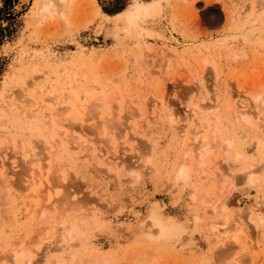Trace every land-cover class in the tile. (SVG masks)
<instances>
[{
  "label": "rangeland",
  "instance_id": "rangeland-1",
  "mask_svg": "<svg viewBox=\"0 0 264 264\" xmlns=\"http://www.w3.org/2000/svg\"><path fill=\"white\" fill-rule=\"evenodd\" d=\"M63 5L39 16L37 0H0V264H257L231 238L220 243L212 223L241 220L239 243L264 246V0ZM235 106L256 111L250 124ZM209 120L243 155L207 157L226 184L207 185L215 171L196 162L192 130L201 125L211 144ZM184 155L189 178L173 184ZM58 202L79 217L72 259L57 244L36 246L38 209L72 213Z\"/></svg>",
  "mask_w": 264,
  "mask_h": 264
},
{
  "label": "bare ground",
  "instance_id": "bare-ground-1",
  "mask_svg": "<svg viewBox=\"0 0 264 264\" xmlns=\"http://www.w3.org/2000/svg\"><path fill=\"white\" fill-rule=\"evenodd\" d=\"M38 1V8L39 9H37V10H39V13H37V14H40L39 16H41V15H44V14H46V13H48V12H50V11H53V9H52V6H51V4L54 2L55 3V5H63V3H64V0H37ZM156 1V0H155ZM160 4V3H159ZM64 6V5H63ZM153 6V5H152ZM55 10V9H54ZM54 13H55V11H53ZM137 13H136V11H135V9H130L129 11H128V18H134V16L136 15ZM127 19V18H126ZM128 22V21H127ZM132 23V22H131ZM257 27V26H256ZM256 27H250V29L249 28H247V29H249V31H247V33H252L253 31H254V29L256 28ZM242 29H244V28H242ZM245 30H246V28H245ZM251 30H252V32H251ZM244 32H246V31H244ZM246 33V34H247ZM254 33V32H253ZM245 34V36H250V34H248V35H246ZM248 36V37H249ZM248 37H245V38H248ZM250 37H252V36H250ZM249 39V38H248ZM250 40H254V38L253 39H251L250 38ZM89 86H91V85H89ZM92 87V86H91ZM94 87V86H93ZM92 87V88H93ZM86 88V87H85ZM95 88V87H94ZM93 88V89H94ZM82 89H84V88H82ZM90 89V88H89ZM83 94H85V93H82V95ZM114 97V96H113ZM96 99V98H95ZM257 100L256 101H259L260 100V98L258 97V98H256ZM93 101V100H92ZM262 101H264V99L262 100ZM94 102V101H93ZM92 102V103H93ZM96 103H100V102H97V100L95 101ZM94 102V103H95ZM91 103V104H92ZM105 102L103 101V104H104ZM115 103V102H114ZM97 104V105H98ZM208 104H210V103H208ZM257 104V103H256ZM93 105V104H92ZM94 105H96V104H94ZM100 105V104H99ZM99 105H98V108H100L101 106H102V104H101V106L99 107ZM204 105H206V103L204 104ZM91 106V105H90ZM208 106H210V105H208ZM207 105H206V107H208ZM112 107V106H111ZM203 107V106H202ZM194 108V107H193ZM205 108V107H204ZM241 107H239V106H235L234 107V109H233V111H234V113L236 114V116L237 117H239V116H241V119H242V121H244V120H246L245 122H248L249 124L251 123V116L253 115H255V112H251L252 113V115L250 114V110H249V112H248V109L246 108V110L245 109H240ZM112 109V108H111ZM100 110V109H99ZM192 110V109H191ZM196 110H198V109H196ZM56 111V110H55ZM97 111V110H96ZM115 111H117L116 109H115ZM252 111V110H251ZM254 111V110H253ZM193 112V111H192ZM100 113V112H99ZM116 113V112H115ZM114 113V114H115ZM60 114V113H59ZM109 116H110V114H109ZM108 116V117H109ZM63 117H65V116H63ZM111 117V116H110ZM60 118V117H59ZM71 118H73V117H71ZM171 118V117H170ZM240 118V117H239ZM58 119V118H57ZM172 119V118H171ZM211 119H213V118H211ZM218 119V118H217ZM259 119V118H258ZM261 119V118H260ZM68 120V119H67ZM113 121V120H112ZM194 121H195V119H194ZM193 121V122H194ZM210 121V120H209ZM208 121V122H209ZM103 122V121H102ZM211 122V121H210ZM244 122V123H245ZM257 122H258V120H257ZM262 122H263V120H262ZM98 123V122H97ZM121 123V122H120ZM99 124V123H98ZM113 124V123H112ZM198 124V123H197ZM200 124H202V123H200ZM203 124H207L206 122L205 123H203ZM93 125V124H92ZM91 125V126H92ZM196 125V124H195ZM194 125V126H195ZM209 125H214V123L212 124V122H211V124L209 123ZM209 125H206V126H209ZM194 126H193V128H194ZM201 125H197L196 126V128L194 129V130H192L194 133L193 134H191L192 135V139H193V141L194 142H196L195 143V151L196 150H198L197 151V153L195 154V156H196V159H197V164L199 165V167H200V169L202 170V171H204V172H207V171H215V174L213 175V176H209L210 178H208V176H206L207 178H208V181H207V185L209 184V183H211L213 180L214 181H217L216 182V185H219L218 184V182H220V180L222 181V183L224 184H226V181L227 180H229L228 179V177L227 178H224L223 176H224V171H222L223 169H222V167L220 168V164H218L217 162H219V160L216 162V161H214V163L212 164V165H207V157L209 156H211V155H213V154H215V152L217 151V149L219 150V152H221L222 154L224 153V157L226 156H229V154H233V156L234 157H236V159L237 158H242V156L243 155H241L242 153H241V151H239V150H237L236 148H235V142H234V139H232V138H229V137H225L224 136V134H222L221 133V129H218L217 127H215V125H214V127H215V129L214 130H212L213 131V133H214V135H211V137H210V139L212 138V136H214V144H213V141L211 140V141H209V142H212L211 144H208V141L206 140V139H204V140H206L207 142H203V139H202V137H204V136H202L201 137V135H199L200 134V130L201 129H199V127H200ZM249 126V125H248ZM259 126V125H258ZM264 126V125H263ZM94 127V126H93ZM126 127V126H125ZM203 128H204V125L202 126ZM253 127V126H252ZM95 128V127H94ZM192 128V129H193ZM213 128V127H212ZM263 128V127H262ZM92 129V128H91ZM114 129V128H113ZM95 130V129H94ZM100 130V129H99ZM111 130V129H110ZM117 131V130H116ZM122 131V130H121ZM211 131V132H212ZM135 132H137V131H135ZM264 132V131H263ZM212 133V134H213ZM123 134V133H122ZM129 134V133H128ZM133 134H134V131H133ZM70 135H71V133H70ZM137 135V134H136ZM74 136V138H75V135H73ZM230 136V135H229ZM72 137V136H71ZM128 137V136H127ZM184 138V137H183ZM206 138V137H205ZM73 139V138H72ZM110 139V138H109ZM105 140V139H104ZM126 140V139H125ZM127 140H129V139H127ZM126 140V141H127ZM73 141H75V139L73 140ZM106 141V140H105ZM110 141V140H109ZM108 141V142H109ZM129 141H132V140H129ZM113 142V141H112ZM128 142V141H127ZM126 142V143H127ZM107 143V142H106ZM191 143H193V142H191ZM107 144H109V143H107ZM128 144H130V143H128ZM90 145V144H89ZM88 145V146H89ZM192 145H194V144H192ZM213 145V146H212ZM73 146V145H72ZM114 146V145H113ZM73 147H75V146H73ZM91 147V146H90ZM89 147V148H90ZM110 147V146H109ZM147 147V146H146ZM87 148V147H86ZM92 148V147H91ZM148 148V147H147ZM150 148V147H149ZM188 149V148H187ZM185 150L184 149V151H190V150ZM193 150V149H192ZM88 152H90V150H88ZM218 152V151H217ZM186 153V152H185ZM91 154H92V152L91 153H89V156H91ZM103 154L105 155V153L103 152ZM141 154V153H140ZM147 154V153H146ZM187 155H188V153H187ZM96 156H97V154H96ZM100 155H98V157H99ZM191 156V155H190ZM142 157V156H141ZM184 157H185V155H184ZM94 159L96 158L97 159V157H93ZM149 158V157H148ZM186 158V157H185ZM184 158V160H183V162L180 164V163H178L180 166H179V168H178V166L176 167V168H178V170L177 169H175L177 172L176 173H174L173 172V174H176L175 175V177H174V181L171 179V177H170V179H171V181H172V183L173 184H178V183H185V180L187 181V179L189 178V172H190V162H189V159H190V157H189V159H185ZM30 159H32V156H31V158ZM29 159V160H30ZM99 159V158H98ZM108 159V158H107ZM183 159V158H182ZM181 159V160H182ZM195 159V158H194ZM217 159V158H216ZM115 160V159H114ZM113 159L112 160H109V161H107V164H106V166L108 167V166H111L112 164H115L116 162L114 161ZM179 160V159H178ZM180 160V161H181ZM211 160V159H210ZM214 160V159H213ZM94 161V160H93ZM150 161V160H149ZM179 161V162H180ZM216 162V163H215ZM95 163H96V161H95ZM106 163V162H105ZM140 165V164H139ZM143 165H144V163H143ZM150 166V165H149ZM262 166L264 167V165L262 164ZM261 166V167H262ZM194 167V166H193ZM262 167V168H263ZM109 168V167H108ZM220 168V169H219ZM58 171V170H57ZM201 172V171H200ZM212 172V173H213ZM202 173V172H201ZM200 173V174H201ZM211 173V174H212ZM252 173H254V171H252V169H249L248 168V170H246L245 171V175H244V180L247 182V181H250V179H251V174ZM59 174V173H58ZM172 174V175H173ZM202 174H204V173H202ZM206 175V174H205ZM241 175V174H240ZM173 178V177H172ZM207 178H205V179H207ZM219 178V179H218ZM233 178V177H232ZM169 179V180H170ZM216 179V180H215ZM218 179V180H217ZM242 179V178H241ZM6 180V179H5ZM5 180H2V181H5ZM232 180V179H231ZM7 182V181H6ZM171 183V184H172ZM229 183V182H228ZM205 184V183H204ZM212 184V183H211ZM220 184H221V182H220ZM231 184H233L232 182H231ZM231 184H230V186H229V188L231 187ZM169 185H170V183H169ZM206 185V184H205ZM222 186V185H221ZM233 186V185H232ZM53 187H55V186H53ZM218 188V187H217ZM219 188H220V186H219ZM221 189V188H220ZM232 189V188H231ZM231 189H226V190H231ZM204 190V189H203ZM218 190V189H217ZM223 191V190H222ZM221 192V191H220ZM220 192H218V194L220 193ZM204 196L202 197V196H200V197H202V199L200 200V201H202V203L201 204H203V207H202V209H203V213L204 212H206V210L209 208L208 207V202L212 199L211 198V196H209L208 195V192H207V194L205 195V194H203ZM213 195V194H212ZM218 196V195H217ZM62 198V197H61ZM63 198H65V196L63 197ZM62 198V199H63ZM200 199V198H199ZM55 200V199H54ZM61 200V199H60ZM64 200V199H63ZM198 200V199H197ZM67 201V200H66ZM73 201V200H72ZM43 202V201H42ZM53 202V201H52ZM56 202V201H55ZM70 202V201H69ZM69 202H67V203H69ZM75 202V201H74ZM54 203V202H53ZM59 203V202H58ZM65 204H66V202H64ZM209 203H211V201L209 202ZM56 204V203H55ZM60 204H63V202L62 203H59L58 205H60ZM74 204V203H73ZM206 204V205H205ZM212 204H214V203H212ZM211 204V205H212ZM44 204H42L41 206H43ZM68 205H70V203L68 204ZM75 205V204H74ZM73 205V206H74ZM210 205V204H209ZM53 205L52 204H47V205H45L44 207H41L40 209H38V211L40 212H38V214H37V217H38V215H39V220H38V222H37V220L36 221H34V223L35 222H37V223H35V225H33L34 226V228H38L37 230H39V233H38V236H37V240H36V242H37V244H36V242H34L35 244H36V246L38 247L37 248V250L38 249H40L41 247V245L42 244H44V243H47L48 245L47 246H49L50 244H52V245H55V244H57L56 245V247L58 246V248H57V250L56 251H61V252H63L64 254H65V256L67 257V259H72L73 258V255L71 256V253H69L68 252V249H70L71 250V252H72V248H73V246L75 245V242H74V240H76L77 238H79V236L76 234L77 233V228H78V219H79V217L77 218V220H76V218H75V216H76V213H75V210H77V209H75V207H71L72 206V202H71V210L70 209H68V207H67V205H65L64 206V204H63V207H62V209L65 207H67V210H69V211H71L72 213H70L69 212V214H68V211H67V214H65V212L63 213L62 212V215L60 214V216H59V218H58V216H57V220L54 218V216L55 215H50L49 216V214L47 213V211H50V212H52L51 210H53L54 208H56L57 209V206H55L54 208L52 207ZM40 207V206H39ZM69 207V208H70ZM85 207V206H84ZM206 207H208L207 209H205ZM214 207V206H213ZM52 208V209H51ZM212 208V207H211ZM51 209V210H50ZM60 209V208H59ZM61 209V210H62ZM201 209V210H202ZM215 209V208H214ZM220 209H222V208H220ZM224 209V208H223ZM223 209H222V211H223ZM58 210V209H57ZM61 210H59V211H61ZM86 210H89V209H86ZM213 210V209H212ZM218 210V209H217ZM64 211H65V209H64ZM83 211V210H82ZM90 211V210H89ZM84 212H85V214L84 215H82L83 216V219H81V223L84 225L85 223H86V220H85V218H86V216H89L90 214H89V212H86L85 211V209H84ZM215 212H216V210H215ZM214 212V213H215ZM53 213H54V211H53ZM82 213V212H81ZM199 213V212H198ZM208 213V212H207ZM213 213V212H212ZM219 213H221V212H219ZM79 214V213H78ZM197 214V213H196ZM209 214V213H208ZM211 214V213H210ZM56 215H57V213H56ZM59 215V214H58ZM204 215V214H203ZM221 216H222V214H220ZM194 216V215H193ZM208 216V215H207ZM77 217V216H76ZM199 217V216H198ZM198 217H195V218H198ZM261 218V217H260ZM258 219V218H257ZM93 220V219H92ZM95 220V219H94ZM264 220V219H263ZM96 221V220H95ZM211 220H209V222H210ZM214 221V220H213ZM238 221V220H237ZM237 221H235V220H233V221H230V220H228L227 219V216H224V217H221L220 219L218 218L217 220L215 219V221L212 223V229H213V231H214V233H215V235H216V237H218L217 239H219V241H220V243H222L223 244V242H226V241H224V240H226L227 238H231L232 240H233V242H235L236 243V246L237 247H239V249H240V252H241V255H239V257H243V256H248L249 258H255V257H257L258 255H260L259 256V258H260V261H259V259L257 260V261H259V262H261V260H264V246H263V242L262 243H260L259 241H257L253 236H252V238H251V240H253V239H255V240H253V243H246V245H242V244H240L239 243V237H238V233L237 232H239V230H241L244 226H242V221L240 220L239 222H237ZM261 221H262V219H261ZM261 221H258V222H261ZM99 222V221H98ZM254 222V221H253ZM33 223V224H34ZM93 223V222H92ZM94 223H97V222H94ZM257 223V222H256ZM57 224V226H55ZM261 224V223H260ZM32 225V224H31ZM81 225V224H80ZM79 225V226H80ZM83 225H82V227H83ZM84 226H86V225H84ZM146 226V225H145ZM248 226V225H247ZM26 228V227H25ZM144 228V227H143ZM245 228V227H244ZM244 228H243V231H244ZM249 228V227H248ZM35 230V229H34ZM36 230V231H37ZM162 230V229H161ZM140 231V230H139ZM142 231V230H141ZM247 231V230H246ZM33 232H35V231H33ZM142 232H144V230L142 231ZM252 233V232H251ZM245 234H247L246 232H245ZM62 235V236H61ZM148 235V234H147ZM78 236V237H77ZM64 237H65V239H64ZM249 238H250V236H249ZM66 240V241H65ZM249 240V239H248ZM264 240V239H263ZM13 241V240H12ZM34 241V240H33ZM222 241V242H221ZM26 242V241H25ZM28 242V241H27ZM11 243V242H10ZM33 243V242H32ZM33 243V244H34ZM22 244H23V242H22ZM32 244V245H33ZM219 244V242L217 243V246H215L216 248L218 247V246H220V244ZM231 244V243H230ZM233 244V243H232ZM13 245V244H12ZM222 246V245H221ZM28 247V246H27ZM34 247H35V245H34ZM55 247V246H54ZM72 247V248H71ZM49 249H50V247H48ZM215 248V249H216ZM43 249H45V248H43ZM149 249V248H148ZM157 251H158V247L157 248H155ZM233 249V248H232ZM232 249H230V248H228V250L227 251H225L224 249V252H225V254H224V256H226V257H231L232 256ZM156 250H154V251H156ZM159 250H160V248H159ZM163 250V249H162ZM222 250V251H223ZM234 250V249H233ZM20 251V250H19ZM76 251V250H75ZM146 251V250H145ZM153 251V252H154ZM43 252V251H42ZM41 252V253H42ZM147 252V251H146ZM162 251L160 250V251H158V252H155V253H161ZM223 252V253H224ZM23 253V252H22ZM46 254H47V251H46ZM49 254V253H48ZM47 254V255H48ZM143 254V253H142ZM240 254V253H239ZM222 255V254H221ZM10 256H12L11 254H10ZM21 256V255H20ZM32 256V255H31ZM45 256V253H44V255H43V257ZM148 256H150L149 254H148ZM223 256V255H222ZM14 257H19V255H18V252L16 251V250H14ZM13 257V258H14ZM151 257V256H150ZM233 257V256H232ZM32 258H34V257H30L26 262H28L29 264H34L35 262H33L32 260ZM138 258H139V256H138ZM138 258H134L133 257V261L131 262V264H146V262H142L141 260H139ZM149 258V257H148ZM12 259V258H11ZM36 261V260H35ZM67 261V260H66ZM95 261H98L97 259L95 260ZM103 261V260H102ZM149 261V260H148ZM21 262V261H20ZM58 262H59V260H58ZM104 262H105V264H106V260H104ZM259 262H257V264L259 263ZM263 263H264V261H262ZM262 262H261V264H262ZM100 263L101 264H103L101 261H100ZM23 264H25V262H23ZM27 264V263H26ZM108 264V263H107ZM149 264H150V262H149Z\"/></svg>",
  "mask_w": 264,
  "mask_h": 264
},
{
  "label": "trees",
  "instance_id": "trees-1",
  "mask_svg": "<svg viewBox=\"0 0 264 264\" xmlns=\"http://www.w3.org/2000/svg\"><path fill=\"white\" fill-rule=\"evenodd\" d=\"M121 9H122V7H121ZM118 10H120V9H118ZM118 10H117V11H118ZM105 11H106V10H105ZM106 12H108V11H106ZM114 12H116V11H114ZM114 12H112V13H114ZM108 13H110V12H108Z\"/></svg>",
  "mask_w": 264,
  "mask_h": 264
}]
</instances>
